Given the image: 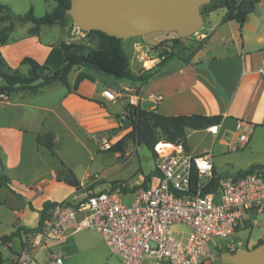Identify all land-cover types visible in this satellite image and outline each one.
<instances>
[{
  "label": "crops",
  "instance_id": "obj_1",
  "mask_svg": "<svg viewBox=\"0 0 264 264\" xmlns=\"http://www.w3.org/2000/svg\"><path fill=\"white\" fill-rule=\"evenodd\" d=\"M250 6L243 12L239 9L246 14L242 27L236 22H223L226 9H220L224 10L221 19L205 35L208 45L190 51V58L188 50L185 59L171 57L163 62L162 51L155 48L160 37L146 35L139 42L127 40L131 57L123 50L132 74L141 81L121 79L109 87L112 85H107L103 76L91 72L76 85L85 70L75 69L68 77L67 87L54 83L37 94L16 92L0 97V174L10 180L8 185L0 181V238L21 230H37L46 203L71 201L88 192V173L80 178L67 168L79 180L80 192L65 179L63 162H56L57 143L62 135L76 142L90 138L95 143L106 131L121 128L128 121V105L167 117L223 116L215 132L211 128L188 129V150L184 151L189 156H211L219 175L227 169L218 163V158L236 153L237 143L250 152L252 132L264 129V77L257 73L264 63V0ZM257 7L262 10L259 14ZM55 26L58 25L41 27L39 36L27 32L13 36L21 27L17 26L7 44L0 47L7 65L25 75L29 72L28 66L22 64L25 58L45 64L52 48L62 42L58 29L56 35L52 34ZM44 35H49L50 40L45 41ZM167 51L172 52L170 47ZM122 87H130L137 94H127L122 110L111 113L121 100L109 101L103 92ZM48 133L54 136L56 157L37 144V137ZM251 166L248 163L244 170ZM233 242H241L242 248L258 244ZM21 246L20 235L9 244L0 242L4 264L14 263ZM3 250H8L10 257L4 258ZM56 257L62 259V264H91V230L73 234L62 244L40 248L32 264H58Z\"/></svg>",
  "mask_w": 264,
  "mask_h": 264
},
{
  "label": "built area",
  "instance_id": "obj_2",
  "mask_svg": "<svg viewBox=\"0 0 264 264\" xmlns=\"http://www.w3.org/2000/svg\"><path fill=\"white\" fill-rule=\"evenodd\" d=\"M71 34L87 36L75 24ZM257 73L264 77V63ZM131 92L137 94L122 87L105 90L103 96L117 102ZM171 146L169 151L155 148L156 174L146 187L88 191L71 201L54 203L37 230H21L22 246L13 264H32L40 248L62 244L87 229L97 231L122 264H224L221 252H234L242 243L223 245L215 240L257 225L256 216L264 213V169L233 176L216 172V188L206 191L214 178L213 158L208 154L189 156L181 145ZM101 147L109 150L112 144L102 139ZM193 167L198 176L195 188ZM124 189L131 191L125 193ZM128 196L130 206L123 202ZM55 259L62 264V259Z\"/></svg>",
  "mask_w": 264,
  "mask_h": 264
},
{
  "label": "trees",
  "instance_id": "obj_3",
  "mask_svg": "<svg viewBox=\"0 0 264 264\" xmlns=\"http://www.w3.org/2000/svg\"><path fill=\"white\" fill-rule=\"evenodd\" d=\"M57 7L51 13L43 17H36L34 15L33 7L24 15H13L16 22L10 21L8 25L0 28V46L7 44L11 33L15 28L24 25H30L28 35L39 36L40 28L43 26H52L55 24L65 25L67 20V10L70 7V0H55ZM249 4H257L262 0H245ZM223 8L226 9V14L223 17V22H236L239 27H242L246 21V14L239 12L238 5L232 1H226ZM4 14L0 17L2 22L10 20L8 14H12L9 6L0 4V12ZM87 36H95L98 40L97 48H89L84 44H67L60 43L52 48V51L45 64L41 65L32 58H25L22 61L23 65H27L29 72L23 75L19 70L10 68L5 62L0 53V95H10L16 92H28L37 94L42 88L52 85L54 83H61L68 86V77L75 69L85 68L95 74L111 77L115 80H131L141 81L140 77L132 74L130 69V61L123 50L122 40L108 36L99 31H92L87 33ZM175 49L172 52H177L172 56L164 55L163 62L171 57H179L184 59L187 55L185 45L181 43L180 39L174 40ZM168 52V51H167ZM170 54V52H168ZM167 53V54H168ZM177 54V55H176ZM188 56V55H187ZM84 79L83 75L77 78L76 85ZM127 120L131 123V131L124 136L125 139H131L138 145H144L155 157V145L160 141L158 134H161L165 139L164 143H170L176 146L181 145L184 151L188 150L187 130H206L211 127L219 126L223 120V116H163L153 111H148L139 106L128 105L126 108ZM37 144L49 151L54 157V136L50 133L37 137ZM64 165V164H62ZM264 169V166L253 165L247 170L241 171L238 174H251L255 170ZM66 174H71L72 179L67 180L70 185L75 187L77 191L81 190V185L77 177L71 170L67 168L64 170ZM151 175L145 177V182L142 186H135L134 190L140 187H146ZM214 178L212 183L205 188L206 191L216 188L218 174L214 170ZM217 177V178H216ZM220 177V176H219ZM0 181L2 185H8L10 180L7 176L0 174ZM191 182L193 188L198 182L197 169L193 167L191 171ZM191 190V189H190ZM125 193L131 191L129 189L123 190ZM54 205V203H46L42 213V220L47 217V211ZM41 225V224H40ZM20 231V230H19ZM31 231V230H26ZM20 235V232L12 233L0 238L3 244H9L15 237ZM260 240L258 245L263 244ZM254 246V247H256ZM253 247V248H254ZM223 252H221L222 254ZM0 264H4V260L0 257Z\"/></svg>",
  "mask_w": 264,
  "mask_h": 264
},
{
  "label": "rangeland",
  "instance_id": "obj_4",
  "mask_svg": "<svg viewBox=\"0 0 264 264\" xmlns=\"http://www.w3.org/2000/svg\"><path fill=\"white\" fill-rule=\"evenodd\" d=\"M226 1L232 2L233 0H212L208 5L202 7L201 11L204 18L203 28L184 43L185 48L189 50V58L190 51L201 48L204 49L206 45H208L209 38L205 35L210 34L211 28L221 19L224 10L220 9L223 8ZM0 4L7 5L12 10V14H8L10 20L5 22L0 20V28L8 25L10 21L16 22L13 15H24L31 7L34 9V15L38 18L51 13L57 7V2L55 0H0ZM261 11L262 10L257 7V14ZM211 13L213 14L211 15ZM4 14L7 13L5 11L4 13L0 12V17ZM72 24L74 23L71 18L67 17L65 25L55 24L58 26H55L52 30V34L56 35L58 29L62 38L61 43H77L84 44L89 48H97L98 40L95 36H86L84 38L73 36L71 34ZM29 26L30 25H24L17 28L13 36H19L25 32L28 33L30 29ZM146 37H160V39L156 41L155 48L162 51L164 55H168L169 57L177 53L170 52L169 54L167 52L169 47L172 50L175 49V47H173L174 40L177 38L175 33H153ZM42 38L45 41L50 40L49 35H44ZM140 38L141 37H138L132 40L134 42H139L142 40ZM129 42L130 41L123 42L122 46L129 57H131L130 50L128 49ZM82 69L85 70V73H81V75L89 77L88 74L90 75L91 71L85 68ZM103 77L107 85H112L109 87H114L112 83L116 81L115 79L107 76ZM119 102L121 103H118L115 106V110L111 113L122 110L121 106L123 101L121 100ZM112 115L115 117L116 114ZM131 129V123L127 121L121 128L106 131L103 136H99L95 143L90 138H83L82 141L76 142L74 138H67L65 135H62L55 148L59 156L56 162L60 165L63 162L64 165H61V167L63 166V170L69 168L80 178H83L88 173V181L90 184L88 187H85L86 191L98 192L100 190L106 191L110 188H117L119 186L132 187L142 184V179L144 180L146 176L151 175L156 170V157L144 145H138V143H135L131 139L124 138ZM250 138L252 139L250 145L252 149L250 152L248 148L244 149L237 143L236 153L231 154L230 157L218 158V163H222L224 168L227 169V172L222 175L233 176L238 174L240 171L246 169L245 167L248 163H251V165L257 163L264 165V129H255ZM102 139H107L112 144V148L109 150L102 149ZM164 139L165 138L161 134H158V140L161 143ZM158 143L155 145V148L158 147ZM63 175L66 180L72 179L71 174H66L64 172ZM123 202L130 206L132 200L130 196H128V198H124ZM256 220V226L252 225L250 229H243L242 232L228 239L215 240V242L225 245L233 243V241H243L251 245L259 240L264 241V213L257 215ZM16 245H18V243H16ZM2 256L4 258L10 257L8 250H3ZM91 264H122L118 258L111 255L108 248L105 247L102 238L95 230H91Z\"/></svg>",
  "mask_w": 264,
  "mask_h": 264
},
{
  "label": "water",
  "instance_id": "obj_5",
  "mask_svg": "<svg viewBox=\"0 0 264 264\" xmlns=\"http://www.w3.org/2000/svg\"><path fill=\"white\" fill-rule=\"evenodd\" d=\"M211 1L70 0L66 15L86 33L99 31L122 41L153 33H175L184 44L203 28L201 9ZM220 260L224 264H264V243L223 252Z\"/></svg>",
  "mask_w": 264,
  "mask_h": 264
},
{
  "label": "flooded vegetation",
  "instance_id": "obj_6",
  "mask_svg": "<svg viewBox=\"0 0 264 264\" xmlns=\"http://www.w3.org/2000/svg\"><path fill=\"white\" fill-rule=\"evenodd\" d=\"M235 3L238 5L239 9L244 10V11L246 9H249V6L251 5L249 4L248 1H245V0H239L238 2H235Z\"/></svg>",
  "mask_w": 264,
  "mask_h": 264
},
{
  "label": "bare ground",
  "instance_id": "obj_7",
  "mask_svg": "<svg viewBox=\"0 0 264 264\" xmlns=\"http://www.w3.org/2000/svg\"><path fill=\"white\" fill-rule=\"evenodd\" d=\"M144 61V60H143ZM152 62L153 61H151V64H152ZM146 64H147V62H146ZM148 66V65H147ZM211 129L215 132V127H211ZM164 148V150L165 151H169V150H171L172 149V146H171V144H169V143H164V142H162L159 146H158V148L159 149H161V148Z\"/></svg>",
  "mask_w": 264,
  "mask_h": 264
}]
</instances>
